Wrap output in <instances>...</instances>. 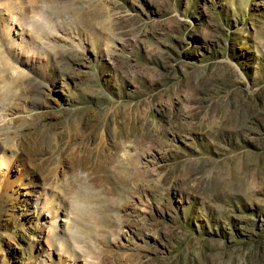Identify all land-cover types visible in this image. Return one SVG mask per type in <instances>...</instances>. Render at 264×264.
<instances>
[{
  "label": "rangeland",
  "instance_id": "obj_1",
  "mask_svg": "<svg viewBox=\"0 0 264 264\" xmlns=\"http://www.w3.org/2000/svg\"><path fill=\"white\" fill-rule=\"evenodd\" d=\"M0 264H264V0H0Z\"/></svg>",
  "mask_w": 264,
  "mask_h": 264
}]
</instances>
